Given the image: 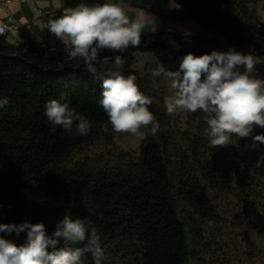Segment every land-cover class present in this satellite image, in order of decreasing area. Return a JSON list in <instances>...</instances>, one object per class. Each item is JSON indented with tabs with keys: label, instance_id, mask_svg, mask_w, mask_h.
I'll use <instances>...</instances> for the list:
<instances>
[{
	"label": "trees",
	"instance_id": "16d2710c",
	"mask_svg": "<svg viewBox=\"0 0 264 264\" xmlns=\"http://www.w3.org/2000/svg\"><path fill=\"white\" fill-rule=\"evenodd\" d=\"M182 9L194 21L198 34L162 32L142 36L138 48L124 52L103 51L100 59L150 53L159 66L176 70L188 53L196 56L212 50L235 49L251 53L264 62V25L255 20L250 0H164ZM62 14L54 16L59 18ZM208 35V38H205ZM64 43L48 28L42 44L9 45L0 36V223L42 222L49 236L69 212L72 218L90 220L101 237L102 264H189L188 216L214 222L221 215L215 189L235 190L241 199L246 224L264 238V210L251 199L252 176L245 153L235 148H210L208 160L195 172L191 166L173 168L167 160L168 135L147 132L140 156L122 153L121 161L95 171L70 170L62 163L76 147L93 140L108 123L99 104L102 88L85 69L81 58L71 59ZM243 69H241L242 71ZM135 75L140 90L152 99L150 111L162 121L145 79ZM69 103L87 117V135L66 132L52 125L43 114L46 102ZM258 134L264 128L254 127ZM119 157V156H118ZM223 162H228L222 169ZM22 245L27 233H0ZM51 251V248H49ZM83 264H94L91 255Z\"/></svg>",
	"mask_w": 264,
	"mask_h": 264
},
{
	"label": "clouds",
	"instance_id": "9594fccd",
	"mask_svg": "<svg viewBox=\"0 0 264 264\" xmlns=\"http://www.w3.org/2000/svg\"><path fill=\"white\" fill-rule=\"evenodd\" d=\"M148 22L143 10L131 18L118 3L81 0L47 24L48 31L64 43L68 57L81 58L86 71L100 84L99 104L118 134L138 136L150 128L155 135L160 127L150 111L152 99L140 90L137 77L123 73L124 59L120 55L100 59L105 50L138 48ZM3 31L0 26V34ZM255 66L251 53L213 50L200 56L188 53L176 70L159 66L152 75L167 82L170 95L163 103L168 115L203 113L210 148L233 145V137L264 145V134L253 135L254 127L264 128V79L255 73ZM8 103V98H0V108ZM43 114L53 131L60 126L71 133L75 127L78 134L87 135L92 127L87 117L56 99L46 102ZM208 224L212 226L211 221ZM2 232L17 236L26 232L27 239L18 246L0 236V264H83L86 255H91L94 264H102L105 258L96 227L90 220L72 218L69 212L51 236L42 222L0 223Z\"/></svg>",
	"mask_w": 264,
	"mask_h": 264
},
{
	"label": "rangeland",
	"instance_id": "374dc122",
	"mask_svg": "<svg viewBox=\"0 0 264 264\" xmlns=\"http://www.w3.org/2000/svg\"><path fill=\"white\" fill-rule=\"evenodd\" d=\"M248 7L255 20L264 25V0H250ZM194 26V32L188 34H198L195 23ZM205 36L208 38V35ZM254 59L255 73L264 79V62L256 57ZM124 67L137 71L146 81L157 113L162 117V121L157 120L163 126L160 131L166 133L170 140L166 155L170 165L173 168L185 165L189 167L190 159L193 158L195 172L198 173L209 159L205 152L209 145L205 136L207 126L203 113H166L163 98L170 95V91L163 77L152 75L153 70L159 67L152 54L136 53L124 60ZM141 132L142 135L138 136L118 134L112 130L110 124H106L93 140L73 149L62 165L70 170L95 171L107 163L120 162L122 153H128L137 159L147 139V132L144 129ZM256 134L258 132L253 131V135ZM227 147L235 148L238 154L245 153L253 179L249 196L264 210V145L253 144L250 138L233 137V145ZM227 163L223 162L222 169ZM214 192L215 204L221 211V216L212 222L211 227L194 216L190 210H185L188 216L189 264H264V238L243 219L240 209L243 197L233 188L231 191L228 188L215 189ZM107 263L115 264L111 257L107 259ZM116 264L129 263L121 261Z\"/></svg>",
	"mask_w": 264,
	"mask_h": 264
},
{
	"label": "crops",
	"instance_id": "0c3cea01",
	"mask_svg": "<svg viewBox=\"0 0 264 264\" xmlns=\"http://www.w3.org/2000/svg\"><path fill=\"white\" fill-rule=\"evenodd\" d=\"M81 0H35V5L43 11V16L37 24H32L34 11L31 5L12 0L7 15L0 5V18L7 22H15L21 26L19 33L9 34L5 37L6 42L12 46L28 43L42 44L46 35L47 24L50 17L59 13L63 15L66 9L75 7ZM86 3H95L97 0H84ZM100 2L118 3L127 15L135 18L141 10L148 17L143 36L156 35L162 32L188 34L194 32V21L181 7L164 0H100ZM1 26V21H0Z\"/></svg>",
	"mask_w": 264,
	"mask_h": 264
},
{
	"label": "built area",
	"instance_id": "2783aa9c",
	"mask_svg": "<svg viewBox=\"0 0 264 264\" xmlns=\"http://www.w3.org/2000/svg\"><path fill=\"white\" fill-rule=\"evenodd\" d=\"M20 3H25V4H29L32 6L33 11H34V18L32 20V24H37L38 19L41 18L43 16V11L38 9L35 5V0H18ZM12 0H0V5L2 10L7 14V15H11V12L9 10V6L11 4ZM53 17H50V19H52ZM1 21V26L4 28V31L2 34H0L1 37H6L9 34H13V33H19L21 31V26L18 25L15 22H10L7 23L5 21H3L0 18Z\"/></svg>",
	"mask_w": 264,
	"mask_h": 264
}]
</instances>
